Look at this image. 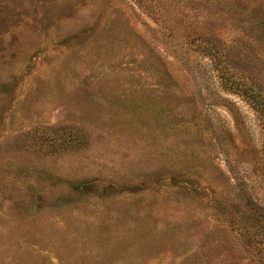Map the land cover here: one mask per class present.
Instances as JSON below:
<instances>
[{
	"label": "rangeland",
	"instance_id": "obj_1",
	"mask_svg": "<svg viewBox=\"0 0 264 264\" xmlns=\"http://www.w3.org/2000/svg\"><path fill=\"white\" fill-rule=\"evenodd\" d=\"M0 264H264V0H0Z\"/></svg>",
	"mask_w": 264,
	"mask_h": 264
}]
</instances>
